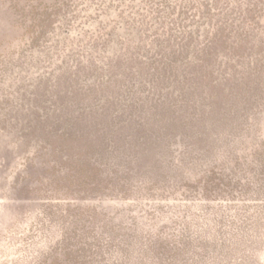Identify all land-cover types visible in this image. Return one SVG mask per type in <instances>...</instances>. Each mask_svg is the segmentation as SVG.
Masks as SVG:
<instances>
[{"label":"rangeland","instance_id":"rangeland-1","mask_svg":"<svg viewBox=\"0 0 264 264\" xmlns=\"http://www.w3.org/2000/svg\"><path fill=\"white\" fill-rule=\"evenodd\" d=\"M0 264H264V0H0Z\"/></svg>","mask_w":264,"mask_h":264}]
</instances>
